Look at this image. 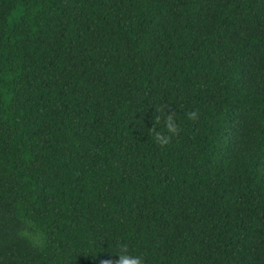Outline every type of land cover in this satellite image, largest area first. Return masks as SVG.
Segmentation results:
<instances>
[{
  "label": "trees",
  "instance_id": "obj_1",
  "mask_svg": "<svg viewBox=\"0 0 264 264\" xmlns=\"http://www.w3.org/2000/svg\"><path fill=\"white\" fill-rule=\"evenodd\" d=\"M119 244L264 264V0H0V264Z\"/></svg>",
  "mask_w": 264,
  "mask_h": 264
},
{
  "label": "clouds",
  "instance_id": "obj_2",
  "mask_svg": "<svg viewBox=\"0 0 264 264\" xmlns=\"http://www.w3.org/2000/svg\"><path fill=\"white\" fill-rule=\"evenodd\" d=\"M190 118H195V113L190 114ZM163 119L169 133L175 134L178 129L174 123V119L171 115L165 116L164 113L156 118V123L159 124L160 120ZM157 141H162L164 144L168 143V139L161 136L159 133L155 134ZM115 258V259H113ZM101 264H145V257L136 252L134 249L130 250L127 244H119L116 246L114 256L109 259H105Z\"/></svg>",
  "mask_w": 264,
  "mask_h": 264
}]
</instances>
